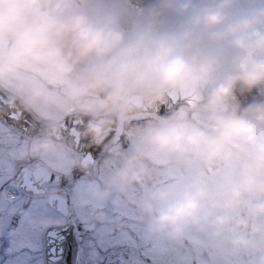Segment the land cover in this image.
<instances>
[{
	"label": "clouds",
	"instance_id": "obj_1",
	"mask_svg": "<svg viewBox=\"0 0 264 264\" xmlns=\"http://www.w3.org/2000/svg\"><path fill=\"white\" fill-rule=\"evenodd\" d=\"M0 0V102L45 118L27 154L64 165L61 117L102 142L176 98L178 112L137 131L103 200L140 186L146 230L264 264V0ZM159 172L163 179L149 186Z\"/></svg>",
	"mask_w": 264,
	"mask_h": 264
},
{
	"label": "rangeland",
	"instance_id": "obj_2",
	"mask_svg": "<svg viewBox=\"0 0 264 264\" xmlns=\"http://www.w3.org/2000/svg\"><path fill=\"white\" fill-rule=\"evenodd\" d=\"M237 94L239 102L247 105L264 99V88ZM156 118H131L90 168L75 153L64 165L27 154L34 140L0 119V264H43L42 230L69 218L78 227L81 244L77 264H246L243 254L211 250L207 238L196 229L179 241L148 232L137 212L140 186L103 200L94 195L95 189L107 188L118 157L133 147L138 129ZM37 165L48 167L60 181L50 183L41 195L29 196L19 190L18 183L27 169ZM162 179L156 172L148 184L156 185ZM57 192L68 200L67 215L51 206Z\"/></svg>",
	"mask_w": 264,
	"mask_h": 264
},
{
	"label": "water",
	"instance_id": "obj_3",
	"mask_svg": "<svg viewBox=\"0 0 264 264\" xmlns=\"http://www.w3.org/2000/svg\"><path fill=\"white\" fill-rule=\"evenodd\" d=\"M151 0H133L135 12L148 7ZM186 102L176 98L169 99L159 105L151 114L160 117L169 116L180 111ZM148 114V113H145ZM0 117L14 126L22 133L38 138L44 135L46 123L38 119L31 111L17 106L10 108L6 103L0 102ZM87 118L79 119L73 113L61 119L62 131L59 142L66 144L79 153L85 166H91L97 160L107 145L114 139L118 126L100 143L90 135L85 134ZM52 173L45 167L29 170L20 182V188L28 193L36 194L46 183L50 182ZM53 205L61 211L67 210L64 198L56 200ZM44 264H77L79 244L74 235V227L70 223L52 225L43 233Z\"/></svg>",
	"mask_w": 264,
	"mask_h": 264
},
{
	"label": "flooded vegetation",
	"instance_id": "obj_4",
	"mask_svg": "<svg viewBox=\"0 0 264 264\" xmlns=\"http://www.w3.org/2000/svg\"><path fill=\"white\" fill-rule=\"evenodd\" d=\"M238 96H239V95L237 94V97H238ZM239 97H240V96H239ZM239 99H240V98H239ZM57 194H59V192H57ZM12 231H13V230H12ZM13 232H14V231H13ZM9 239H10V238H9ZM9 239H8V240H9ZM6 263H7V262H6Z\"/></svg>",
	"mask_w": 264,
	"mask_h": 264
}]
</instances>
